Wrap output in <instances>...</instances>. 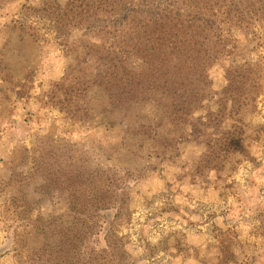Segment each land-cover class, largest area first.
<instances>
[{"label": "rangeland", "instance_id": "rangeland-1", "mask_svg": "<svg viewBox=\"0 0 264 264\" xmlns=\"http://www.w3.org/2000/svg\"><path fill=\"white\" fill-rule=\"evenodd\" d=\"M204 1L194 140L93 84L111 46L145 70L125 47L144 0H0V264H264V0Z\"/></svg>", "mask_w": 264, "mask_h": 264}, {"label": "trees", "instance_id": "trees-1", "mask_svg": "<svg viewBox=\"0 0 264 264\" xmlns=\"http://www.w3.org/2000/svg\"><path fill=\"white\" fill-rule=\"evenodd\" d=\"M178 1L182 9L173 6L156 8L144 0L140 12H130L134 17L132 21H136V32L134 37L128 36L125 47L129 46L130 51L143 61L144 71H130L125 65L122 48L111 46L106 56L98 57L103 67L94 75L99 80H94L93 84L103 87L116 107L129 109L135 103L153 104L161 114L159 120H166L174 128L184 127V136L195 140L212 125L210 119L208 122L201 121L203 117L198 112L208 110L205 116H210L209 109L205 107L213 98L207 95L210 87L207 72L217 52L208 48L213 23L201 13V9H206L205 1ZM127 15L129 18L130 15ZM75 84H71L68 90L69 99L72 98L73 89L75 94H79ZM232 87L233 84H230L225 93L232 91ZM228 101L232 106L237 102L230 98L226 104ZM253 103L254 99L251 105ZM222 119L220 117L214 124L216 128ZM217 135V132L212 133L214 137ZM228 140H233V137ZM205 144L210 148L209 141Z\"/></svg>", "mask_w": 264, "mask_h": 264}]
</instances>
